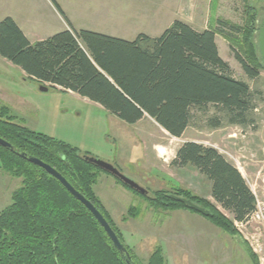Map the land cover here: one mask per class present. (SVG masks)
I'll use <instances>...</instances> for the list:
<instances>
[{
    "label": "trees",
    "instance_id": "trees-1",
    "mask_svg": "<svg viewBox=\"0 0 264 264\" xmlns=\"http://www.w3.org/2000/svg\"><path fill=\"white\" fill-rule=\"evenodd\" d=\"M250 20L243 42L235 26H231L232 33L222 28L198 31L175 21L157 38L140 35L126 41L71 27V31L31 43L7 17L0 21V57L40 86L76 93L129 125L149 117L172 137L181 138L194 112L204 115L213 130L224 125L255 126L258 92L233 76L216 42L217 33L236 45L241 42L239 50L233 46L234 56L244 72L257 79L264 64L254 37L255 18ZM0 138L14 148L0 146V171L22 180L11 204L0 212V264H126L88 209L58 180L18 153L55 168L95 205L124 244L122 233L94 191L101 173L107 172L89 163L85 158L90 156L78 148L30 130L1 104ZM172 165L192 167L205 176L212 184L215 203L184 189L176 196L209 210L207 218L216 227L237 234L234 222H244L255 208L254 194L239 169L215 148L196 142L183 143ZM115 179L151 205L197 213L169 198L166 190L151 197L149 190L142 195ZM136 210L132 208L129 215L134 216ZM125 247L134 264H143ZM146 264H166L162 250L155 249Z\"/></svg>",
    "mask_w": 264,
    "mask_h": 264
},
{
    "label": "rangeland",
    "instance_id": "rangeland-1",
    "mask_svg": "<svg viewBox=\"0 0 264 264\" xmlns=\"http://www.w3.org/2000/svg\"><path fill=\"white\" fill-rule=\"evenodd\" d=\"M200 2V11L193 21L195 27L222 28L232 33L231 26H235L241 30L239 36L243 42L253 17L258 29L254 37L259 47L264 0ZM154 6L147 4L141 8L148 10V13L157 12L164 23L177 19L173 11L175 7L164 5L156 9ZM12 8V0H0V21L7 17ZM219 22L228 26H221ZM216 36L220 56L230 65L233 76L258 92L254 127L224 125L213 130L207 127L204 115L194 112L191 126L181 138H174L150 118L129 125L78 95L54 88L43 92L36 81L28 79L20 68L1 57L0 104L9 107L17 120L30 130L63 141L83 154L114 165L126 177L149 190L151 197L159 190L176 195L180 189H184L214 203L209 198L212 184L205 176L192 167L178 168L172 165L178 149L185 142L215 148L239 169L252 191L263 197L264 70L260 71L257 79H251L233 53V46L238 50L242 48L241 42L236 45L221 33ZM261 61L263 63L262 57ZM213 112L210 110L209 114ZM21 185V179L0 171V212L11 204L13 192ZM190 188L196 189L200 195ZM94 191L122 233L124 245L143 264L158 248L162 250L166 264H256L253 257L258 262L254 245L250 242L256 232L254 230L245 231L244 234L237 230V234L230 235L199 213L187 209H181L185 212L166 211L151 205L147 199L124 188L112 175L104 172L99 176ZM132 208L137 209L134 216L129 215ZM257 234L260 235V232Z\"/></svg>",
    "mask_w": 264,
    "mask_h": 264
},
{
    "label": "crops",
    "instance_id": "crops-1",
    "mask_svg": "<svg viewBox=\"0 0 264 264\" xmlns=\"http://www.w3.org/2000/svg\"><path fill=\"white\" fill-rule=\"evenodd\" d=\"M200 1L12 0L13 8L7 17L17 23L31 43L43 41L63 31H71V27L77 32L85 30L98 35L134 41L140 35L151 38L160 37L175 21H182L198 31L207 30V28L198 29L193 24L200 11ZM147 4L155 5L156 9L163 8L164 5H171L172 8L175 7L173 11L175 10L177 19L167 20L165 25L164 19L157 12L148 13V10L141 8ZM48 89L50 88L48 87ZM68 93L78 95L73 92ZM83 99L90 102L86 98ZM146 118L149 117L144 119ZM190 190L199 194L196 189L190 188ZM209 198L214 201L211 189Z\"/></svg>",
    "mask_w": 264,
    "mask_h": 264
},
{
    "label": "water",
    "instance_id": "water-1",
    "mask_svg": "<svg viewBox=\"0 0 264 264\" xmlns=\"http://www.w3.org/2000/svg\"><path fill=\"white\" fill-rule=\"evenodd\" d=\"M259 49L261 53V57L263 60L264 64V21L262 22L261 28H260V37H259ZM41 91L47 92L49 89L46 86H41ZM0 146L10 149L14 151L13 146L8 143L7 141L3 140L0 138ZM18 155L29 161L30 163L42 168L45 170L47 173H49L53 178L58 180L62 186L76 199L78 200L81 204H83L88 211L96 218V220L99 222V224L103 227L105 230L106 234L108 237L111 239L112 243L114 244V247L117 249L119 254L122 256V258L125 260L126 264H134L132 257L125 247V245L121 242L115 231L112 229L106 218L103 216V214L95 207V205L89 201L84 195H82L79 191H77L68 181L65 177H63L55 168L52 166L44 163L43 161L35 158L28 156L25 153H18ZM89 163L97 166L99 169L109 173L110 175L114 176L115 178H118L121 182H123L125 185L130 187L131 189L139 192L142 195H147L148 191L145 188H142L139 186L136 182L133 180L129 179L126 177L122 172L115 167L114 165L107 163L105 161L93 158V157H86L85 158ZM169 198L176 202H180L188 207H190L192 210L195 212L205 216V217H210L211 212L205 208H202L196 204H194L192 201L187 200L185 198H181L176 195H168Z\"/></svg>",
    "mask_w": 264,
    "mask_h": 264
},
{
    "label": "built area",
    "instance_id": "built-area-1",
    "mask_svg": "<svg viewBox=\"0 0 264 264\" xmlns=\"http://www.w3.org/2000/svg\"><path fill=\"white\" fill-rule=\"evenodd\" d=\"M255 197V208L247 216L244 222H234L236 230L240 234H244L245 231H256L251 241L254 245V252L258 256V264H264V196L259 197L255 191H253ZM260 232V235L257 233ZM249 241L248 237H245Z\"/></svg>",
    "mask_w": 264,
    "mask_h": 264
}]
</instances>
